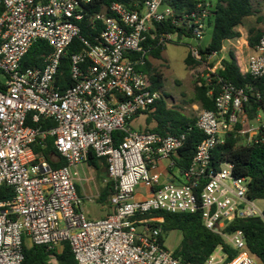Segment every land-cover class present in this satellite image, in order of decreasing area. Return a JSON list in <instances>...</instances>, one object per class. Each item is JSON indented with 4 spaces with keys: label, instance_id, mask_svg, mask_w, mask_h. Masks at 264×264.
<instances>
[{
    "label": "built area",
    "instance_id": "obj_1",
    "mask_svg": "<svg viewBox=\"0 0 264 264\" xmlns=\"http://www.w3.org/2000/svg\"><path fill=\"white\" fill-rule=\"evenodd\" d=\"M92 2L0 0V188L14 190L12 200L0 202V264H22L26 238L49 251L68 243L77 264H189L174 257L162 241V229L152 225L163 218L142 217L153 211L198 210L206 228L237 251L229 259L220 245L204 264H262L249 251L242 230L226 233L225 228L237 219L264 221V198L249 197L247 178L234 176L232 164L225 162L217 169L211 165L213 151L229 135L244 146L264 143V114L250 119L246 90L217 78L215 109L200 110L196 117L205 138L182 174L175 158L186 133L162 135L130 126L135 117L165 100L141 69L152 47L144 46L149 38L158 45L177 41L175 34L157 33L156 24L171 19L174 25L191 29L200 41L208 29L212 3L200 2L177 18L170 7L162 9L164 0H146L140 10L114 2L111 16L93 15L103 28L97 44H92L81 35L80 26ZM75 40L81 48L70 58L71 85L62 90L60 67ZM38 41L51 48L43 67L23 68L24 57ZM190 48L200 61L198 47ZM240 57L236 60L243 74L264 76V35L244 64ZM210 58L205 63L208 70L200 75L207 81L210 73L222 68V59L214 67ZM213 92L210 88L209 95ZM42 119L53 126L42 129L38 126ZM117 132L124 134L119 143ZM49 138L66 161L62 167L54 168L33 148L36 144L44 148ZM91 152L106 159L108 179L114 183V212L99 220L87 217L77 187L78 166L88 162ZM160 160H168L169 169L178 175L162 182L156 170ZM141 183L150 192L138 199L135 193Z\"/></svg>",
    "mask_w": 264,
    "mask_h": 264
},
{
    "label": "trees",
    "instance_id": "obj_2",
    "mask_svg": "<svg viewBox=\"0 0 264 264\" xmlns=\"http://www.w3.org/2000/svg\"><path fill=\"white\" fill-rule=\"evenodd\" d=\"M38 1L46 3L48 0ZM145 1L93 0L86 7L87 15L80 22L81 35L91 41L92 44H97V38L103 27L100 22L92 19L94 14L105 12L111 16L109 7L114 2L124 4L129 9L140 10L143 8ZM205 1L213 5L211 16L207 21V28L211 30V41L204 47L198 46L201 54L200 61L196 60L189 51L185 60L187 66L197 67L205 64L214 52L220 53L222 51L226 41L240 38L241 34L237 31V28L242 26L244 20L248 17L256 16L257 24L261 25V27L255 26L249 30V46L251 48L255 47L259 38L264 35V12L257 15L252 0H164V4L170 7L175 14L174 16L178 18L184 13L193 11L198 3ZM155 29L157 33L169 32L177 36V41L168 44L158 45L157 41L152 42L150 38L144 44L145 47L152 44V47L149 50L146 65L141 69L149 75L151 88L160 90L163 88L162 74L154 69L151 59H163V52L169 44H180L184 38H193V33L191 29L184 26L174 25L171 19L162 24H156ZM80 48L79 41L75 40L63 57L60 74L58 75V85L62 90L71 85L69 76L70 58ZM49 51H51V48L45 42H36L24 57L22 67H43L44 55ZM221 64L222 68L215 74L210 73L209 81L199 75L196 80L195 97L192 104H198L202 110H214L215 98L219 94L217 78H222L225 82L246 90L250 98L246 104V111L250 119L256 118L259 113L264 114V76L255 78L249 74H243L232 51L229 52L227 58L222 59ZM210 88L214 89L213 95H209ZM144 114L147 115V127L144 131L149 130L162 135L186 133L185 143L178 151L177 158H175L176 169L182 174L192 163L198 145L205 138L204 133L196 127V117H190L181 110L169 108L164 99L157 101ZM151 123H154L152 128L149 127ZM38 126L42 129H48L53 126V122L42 119ZM123 136V132L115 133L116 142H121ZM53 142V138H49L44 148H41L38 144L33 148L38 155H44L48 160L52 156H58L59 161L52 163V166L59 168L64 166L66 161L55 150ZM97 161H102V164L107 167L105 158H98L91 152L88 163L97 167ZM225 162L232 164L234 176L247 178L250 198H264V143L244 146L239 144L238 138L229 135L225 143L219 145L213 151L211 165L214 169H217ZM113 193L114 183L108 181L101 191L98 201L104 204L111 199ZM13 196L14 190L12 187L3 185L0 188V202H8L12 200ZM152 217L163 218V222H153L152 224L162 229L163 242L165 236L170 232L180 231L182 233V240L178 247L172 250V254L186 263L204 264L220 245L229 254V259H233L237 255V251L232 249L223 237L206 228L200 210L195 213L153 211L142 218ZM236 230H242L245 233L249 251L264 264V221L259 217L237 219L225 228L226 233H232ZM51 256L57 258L58 264H77L68 243L65 244L64 251L61 254L49 251L46 246L33 245L28 247L25 245L22 264H50L49 258Z\"/></svg>",
    "mask_w": 264,
    "mask_h": 264
},
{
    "label": "rangeland",
    "instance_id": "obj_3",
    "mask_svg": "<svg viewBox=\"0 0 264 264\" xmlns=\"http://www.w3.org/2000/svg\"><path fill=\"white\" fill-rule=\"evenodd\" d=\"M253 6L257 11V15L264 12V0H252ZM168 6L164 4L162 9H166ZM256 16L248 17L245 19L244 26V39L238 44L240 47H245L244 40L248 42L249 30L252 27H261L257 24ZM211 41V30H206L205 36L202 40L197 41L194 38H184L180 44H169L163 52V59H151L154 69L162 74V91L165 94V99L171 108L181 110L190 117H197L200 107H194L192 100L195 97V85L199 75L208 70L207 65L203 64L197 67H189L186 65L185 60L190 51V47L206 46ZM226 49H223L216 56L210 58V64H214V67L219 66L221 57L227 58L228 53L232 50V46L227 42L224 44ZM146 116L141 115L136 118L131 126L134 130L140 131L143 129L144 119ZM87 182H84V186ZM90 186L94 187L91 183ZM148 188L142 183L139 184L136 190V197L145 196ZM95 192V191H94ZM82 208L86 215L93 219L102 218L106 214V210L103 208V203L95 198L86 197L83 200ZM182 233L180 231H173L166 235V245L168 249L174 250L180 243Z\"/></svg>",
    "mask_w": 264,
    "mask_h": 264
},
{
    "label": "crops",
    "instance_id": "obj_4",
    "mask_svg": "<svg viewBox=\"0 0 264 264\" xmlns=\"http://www.w3.org/2000/svg\"><path fill=\"white\" fill-rule=\"evenodd\" d=\"M244 22H245V20H244ZM244 30H245V26H244V23H243L242 26H240V27L237 28V31L240 32L241 37L238 38V39H232V40L226 41L229 45L232 46V50L231 51L236 56L241 55V57H240L241 64H244L245 63V61H246L248 55L251 53V49H252L248 45L247 40H244L245 45H246L245 47H243V46L240 47L238 45L241 42V40L244 39V34H245L244 33ZM223 49H226V46L225 45H224ZM221 59H223V57H221ZM164 96H165V94H164ZM165 101H166V99H165ZM167 105H168L169 108H171L169 106L168 102H167ZM194 105H195L194 107H198L199 106L198 104H194ZM141 115L146 116L145 119H144V125H142L143 126L142 131H144V129L147 127V124H146L147 115L146 114H141ZM141 115L135 117L130 122V126H131L132 122L136 118L140 117ZM153 126H154V123H151L149 125L150 128H152ZM58 161H59L58 156H52L51 159L49 160V162L51 163V165H52V163H57ZM106 164H107V162H106ZM168 165H169L168 160H160L158 162V164H157L156 170L161 173V175H162L161 181L162 182H166L169 179H172V177H173L172 175H175V176L178 175L177 170L169 169ZM78 172H79V176H78V181H77V187H78V190H79V194L82 197V200H84L86 197L95 198V199L98 200L101 191L103 190V188L106 186V184L109 181L107 167L102 164V161H97V167L96 166H93V165H90L87 162V163H83V164H81V165L78 166ZM85 181L87 182V185L86 186H84V182ZM91 183L94 184V187L93 186L92 187L90 186ZM149 192H150V190L148 189L147 194L145 196H141L140 198L139 197H137V198L138 199L146 198L149 195ZM103 208L106 210V214L102 218H99V219H103V218L107 217L108 215H110V214H112L114 212V208L111 205V199L107 200L103 204ZM87 217L89 219H91V220H99V219L90 218L88 215H87ZM181 240H182V236L180 238V242H181ZM164 243L166 245V237L164 238ZM25 245L28 246V247H31L34 244L31 242L30 239L26 238L25 239ZM64 248H65V245H62V246L58 247L54 252L56 254H61L64 251ZM170 250H172V249H170ZM49 263L50 264H58V260H57V258L55 256H51L49 258Z\"/></svg>",
    "mask_w": 264,
    "mask_h": 264
}]
</instances>
